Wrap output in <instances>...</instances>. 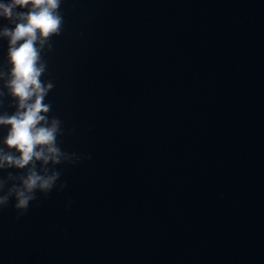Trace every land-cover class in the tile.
<instances>
[{
    "label": "water",
    "instance_id": "obj_1",
    "mask_svg": "<svg viewBox=\"0 0 264 264\" xmlns=\"http://www.w3.org/2000/svg\"><path fill=\"white\" fill-rule=\"evenodd\" d=\"M59 11L40 78L60 147L81 158L22 215L11 197L0 208V264H264V0ZM22 171L0 169L4 189Z\"/></svg>",
    "mask_w": 264,
    "mask_h": 264
},
{
    "label": "clouds",
    "instance_id": "obj_2",
    "mask_svg": "<svg viewBox=\"0 0 264 264\" xmlns=\"http://www.w3.org/2000/svg\"><path fill=\"white\" fill-rule=\"evenodd\" d=\"M60 4L61 0H0V18L8 21L0 24V37L7 38L8 64L7 73L0 70V82L15 103L13 111H0V126H6L0 136V169H23L7 173L6 178L13 182L6 189L5 178H0V189H4L0 191V208L11 197L17 216L38 192L64 188L66 182L59 180L61 169L55 165L76 163L81 158L79 153L60 147L62 121L47 114L50 102L45 100L54 85L40 78L45 71L40 50L50 35L61 30Z\"/></svg>",
    "mask_w": 264,
    "mask_h": 264
}]
</instances>
